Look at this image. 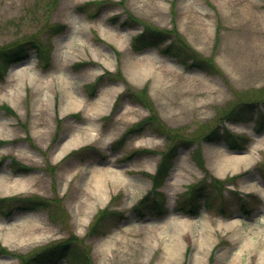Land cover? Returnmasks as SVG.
Here are the masks:
<instances>
[{
  "label": "rangeland",
  "instance_id": "rangeland-1",
  "mask_svg": "<svg viewBox=\"0 0 264 264\" xmlns=\"http://www.w3.org/2000/svg\"><path fill=\"white\" fill-rule=\"evenodd\" d=\"M153 29L173 31L167 42L180 57L164 44L134 49V37ZM5 55L0 177L10 187L0 181V199L8 198L0 202V226L37 221L54 234L17 244L0 232V264L68 241L69 258L39 264H163L165 238L173 237L179 244L167 264H264V130L254 132L256 107L264 118V0H0V65ZM101 94L109 95L107 107L89 126L78 101L92 107ZM40 100L47 132L37 139ZM243 103L254 105L253 121H222ZM145 120L140 133L123 138ZM217 126L249 142L235 151L207 140ZM83 129L85 139L52 162L58 146ZM180 140L188 145L178 148L162 197L149 193L150 204L139 208L161 154ZM110 169L118 175L105 176L103 199L88 225L77 226L85 180ZM36 178L39 187L12 185ZM200 182L198 214L185 215L179 203ZM105 207L107 217L95 225ZM151 227L162 228L152 246L144 239ZM200 233L209 238L203 247ZM119 235L129 247L113 256L107 244Z\"/></svg>",
  "mask_w": 264,
  "mask_h": 264
},
{
  "label": "bare ground",
  "instance_id": "bare-ground-1",
  "mask_svg": "<svg viewBox=\"0 0 264 264\" xmlns=\"http://www.w3.org/2000/svg\"><path fill=\"white\" fill-rule=\"evenodd\" d=\"M108 99H109V95L101 94L98 97V99L94 103H92V107H90L89 105H83L82 101H78L79 104L78 107L85 108L86 117L89 120V122H87L89 126L92 125L91 124L92 122L90 121L91 119H94L93 115L95 114V112L103 111L107 107ZM69 100L71 101V99ZM44 102L45 100L39 101L40 106H38L36 116L33 117V122H32L34 128V136L37 139L44 137L47 132L45 129H43L44 126L43 117L45 116L44 113L46 112L45 111L46 104ZM86 134H87V130L83 129V131L77 132V134L73 135L72 138H70L69 140L58 146V149L52 155V159H51L52 162L57 160L58 157H60L61 155H63L65 149H68L73 145H75L76 143L80 142L81 140L85 139ZM251 151H253V149H251ZM247 159L249 158H244L243 160L248 161ZM113 175H118V172L111 169L101 170L98 173L92 171V173L88 175L87 179L83 184L84 193L82 200L74 205V212L76 215L77 226L83 227L88 225L92 208L94 207V205H96L103 199V194L105 192L103 190L104 178L105 176L113 178ZM0 181L3 182L7 188L10 187L8 185L10 183L8 179L0 177ZM37 183L41 184V180L38 178L31 179V181L25 179L23 180L16 179L12 185H16V187L18 188L31 189L33 187H39L37 186ZM177 192H178L177 190L170 191L169 193L170 197L172 196L175 197ZM234 223L235 222H230L226 224L225 227H231L234 225ZM160 229L162 228H155V227L148 228L147 229L148 234L146 237H144L145 242L148 243L150 246H152L153 243L159 241L161 238ZM0 232L4 236L5 240H11L17 244L39 241L46 238L49 235L48 233L54 234L52 229H49V231L46 230L44 224L41 222L38 223L37 221L23 222L15 225H6V226L3 225L0 226ZM239 233H240V229H236V231L232 235V238L235 239L236 237H238ZM172 240L173 241H168V238H165L166 243L164 244L163 248L165 250L164 254L166 255V257L163 261V264H167L170 257L174 256L175 251H177L175 246L179 244V240L177 237H173ZM208 240H209L208 237L200 233L198 239L199 247H203V245ZM244 243H245V239H244ZM107 245L111 250L110 253H113V256L115 255L114 252L121 251L120 248H123V253H124L129 247V243L127 240H125L124 235H119L118 237H115L114 240L111 243H108ZM194 264H201V260H199L198 263H194ZM233 264H237V262L236 263L234 262Z\"/></svg>",
  "mask_w": 264,
  "mask_h": 264
},
{
  "label": "trees",
  "instance_id": "trees-1",
  "mask_svg": "<svg viewBox=\"0 0 264 264\" xmlns=\"http://www.w3.org/2000/svg\"><path fill=\"white\" fill-rule=\"evenodd\" d=\"M145 33H148V34H145ZM145 33H140L138 36L134 37L132 45H133L135 50H143V49L149 47L150 45H157V44L161 43L162 41H165L170 36L173 37V31H161V30L153 29L151 31H145ZM172 41H174V40H172ZM35 48L37 49L36 45H35ZM172 48H174V47H172V45L170 43H168L165 46V51L170 52V54H172L173 56H175L177 58L180 57L176 48L174 50H172ZM36 51H38V50H36ZM182 53H184V52H182ZM8 61H9V57L5 55L4 56V62L0 65V71L2 69L5 70ZM144 90L145 89H143V91ZM256 105H257V103H256ZM252 107H254L253 104H247V103L238 104V105L236 104L222 116L223 117L222 121H224L225 119H232L235 121L251 120L252 117L249 116L248 113ZM259 118H260L259 122H258L259 126L257 125V128H255L258 133L264 129V118H262L261 114H260ZM256 121H258V118L256 119ZM143 124H144V122L138 123L134 126V128L139 129L140 128L139 126H142ZM261 125H263L262 128H260ZM136 126H138V127H136ZM218 127L219 126L214 127L210 132H208L205 135V138L207 140L223 141L224 143L229 145V147L231 149L241 148L240 141H242L243 143H244V141H247L246 143H248V141H249V140H244L243 137L234 136V134H232L231 132L227 131L224 128L220 129V127H219V129L217 130ZM131 130H132V128H130L128 131H131ZM180 141L181 142H177V141L174 142V144H172L165 152H163L161 154V159H160L159 163L157 164L155 173L151 175V180H152L151 190L145 196H143L140 199V201L137 204V206H139V208L142 209L144 207L143 205H145L144 204L145 201H147L149 198V196H148L149 193H151V196H153V198L156 200L158 198L162 197V193L158 189L162 186L165 177L169 174V171L173 166V161L175 160V158L177 157V154H178V152H177L178 148L179 147H187V145H188V143L185 142L184 140H180ZM194 159L198 163L199 167L202 168V162L199 158L198 153H195ZM202 184H204V183H202ZM202 184L200 182L197 185L191 186L190 189H187L188 193H187L186 197L184 199H182V201L179 203V206H180L179 210H181V212H183L187 215H190V216L197 214V212L200 208L199 199L202 195H204V193H203L204 185H202ZM2 200L3 199H0V201H2ZM148 204H150V201ZM146 207H148V206H146ZM106 214H107L106 208L100 210L97 213L96 218L94 219L95 225H98L99 224L98 222L100 220L102 221L103 219H105L107 217ZM95 225H94V227H95ZM94 235L98 236L99 234L95 233ZM68 243H69V241L65 242V243L60 242V243H57L55 245H50L46 249L39 251L38 253L34 254L33 256L31 255L32 257L30 256V257H28V259H21L19 264H28V262H30V263L33 262L35 264H39V259H41V258H43V260H45V259L51 260V259H55V258H69L70 257V250L68 249Z\"/></svg>",
  "mask_w": 264,
  "mask_h": 264
}]
</instances>
